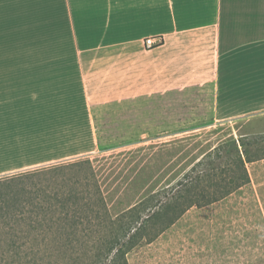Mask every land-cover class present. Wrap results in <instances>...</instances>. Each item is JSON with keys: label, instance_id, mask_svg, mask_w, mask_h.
Returning a JSON list of instances; mask_svg holds the SVG:
<instances>
[{"label": "crops", "instance_id": "0c3cea01", "mask_svg": "<svg viewBox=\"0 0 264 264\" xmlns=\"http://www.w3.org/2000/svg\"><path fill=\"white\" fill-rule=\"evenodd\" d=\"M255 136L264 0H0V177L89 158L117 217L160 178ZM249 160L247 185L188 210L128 264H264L238 231L253 216L264 227V155Z\"/></svg>", "mask_w": 264, "mask_h": 264}, {"label": "trees", "instance_id": "16d2710c", "mask_svg": "<svg viewBox=\"0 0 264 264\" xmlns=\"http://www.w3.org/2000/svg\"><path fill=\"white\" fill-rule=\"evenodd\" d=\"M240 148L235 140L217 146L174 185L117 217L109 212L90 159L79 158L86 159L77 166L82 178L71 189L0 201V264H128L131 251L153 242L188 210L218 202L250 182V160ZM213 156H229L225 165L230 161L233 169L205 174L200 169L213 166Z\"/></svg>", "mask_w": 264, "mask_h": 264}, {"label": "rangeland", "instance_id": "374dc122", "mask_svg": "<svg viewBox=\"0 0 264 264\" xmlns=\"http://www.w3.org/2000/svg\"><path fill=\"white\" fill-rule=\"evenodd\" d=\"M213 130L215 129L208 131V134H212ZM114 138L115 140H118L117 136H114ZM240 142L243 144V149H245V154L248 158L260 157L264 155V136L249 137L247 140L240 139ZM221 154V156L224 155V153ZM227 158L231 160L229 156L224 157L223 159H217L216 156H213L211 160L214 162V165H205L201 167L200 170H202L205 174L219 173L222 169L227 172L231 171L233 169V163L229 161V165L226 166L225 164ZM85 161L86 159H76L60 162L50 166L0 177V201L6 202L15 199L25 201L30 198L41 197L45 194H52L53 192L62 189H71V186L69 185L75 182L76 179L82 178V174L78 172L77 166ZM177 180H179V178ZM167 181L168 178H160V188H168L176 182L174 181L172 184H169V186H166V183H168ZM255 220L257 219L255 218ZM255 220L253 216V224L251 225H245L243 224V220H240V224L238 225L239 235L241 237L244 234L246 235L249 233L252 236L251 240H253L252 242L248 240L249 243H257L259 245H255V248L264 249V227L261 224H258L257 221L255 224ZM248 241L240 239L239 248L246 246Z\"/></svg>", "mask_w": 264, "mask_h": 264}, {"label": "built area", "instance_id": "2783aa9c", "mask_svg": "<svg viewBox=\"0 0 264 264\" xmlns=\"http://www.w3.org/2000/svg\"><path fill=\"white\" fill-rule=\"evenodd\" d=\"M162 39L160 37H156V38H146L145 40H143V46L149 50L152 48H155L159 45L162 44Z\"/></svg>", "mask_w": 264, "mask_h": 264}]
</instances>
